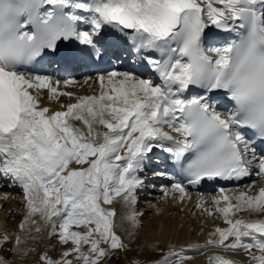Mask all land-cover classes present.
I'll return each mask as SVG.
<instances>
[{
  "label": "snow or ice",
  "instance_id": "snow-or-ice-1",
  "mask_svg": "<svg viewBox=\"0 0 264 264\" xmlns=\"http://www.w3.org/2000/svg\"><path fill=\"white\" fill-rule=\"evenodd\" d=\"M209 25L234 38L205 48ZM73 43L65 66L114 56L155 77L101 68L85 77L99 83V95L50 110L40 105L42 90L49 100L71 98L60 86L76 81L47 74L45 62L61 63L62 46ZM157 149L181 177L161 189L165 196L183 200L205 180L264 178V0H0V179L22 188L27 205L21 232L0 234V249L10 244L26 258L36 248L24 246L25 236L37 240L31 233L47 229L49 239L71 244L59 258L39 254L41 264H101L128 250L112 205L119 198L124 219L138 226L140 173ZM219 191L211 203L228 227H217L204 247L264 264V186ZM196 207L212 214L202 196ZM242 212L255 218H234ZM184 260L169 250L156 264ZM0 264L10 262L0 256Z\"/></svg>",
  "mask_w": 264,
  "mask_h": 264
},
{
  "label": "bare ground",
  "instance_id": "bare-ground-1",
  "mask_svg": "<svg viewBox=\"0 0 264 264\" xmlns=\"http://www.w3.org/2000/svg\"><path fill=\"white\" fill-rule=\"evenodd\" d=\"M232 39L234 38V34L230 35L227 33L222 32L219 29H216L214 26L209 25V27L205 30V37H204V47L205 48H209V47H215V46H221L225 39ZM46 69V67H45ZM47 70V69H46ZM117 71H125L123 69H115ZM127 70V69H126ZM56 73H60L59 69L56 70ZM132 71H136L138 74L140 73H147V75L145 77H155V74L150 72L144 65L142 64H134V66L132 67ZM47 74L53 75L54 77H57V74H54V72H47ZM68 77H65V79H67ZM158 82V81H157ZM85 80H81V81H76V83L74 85H68V86H64L61 85L60 86V90L61 91H71L73 93H75V96L69 98L67 96H61L59 98L58 101L56 100H49L48 99V90L44 89L41 92V96H40V105L41 106H46L48 107L50 110H54V111H59V110H63L61 108V104L66 105L68 103H75L76 102V97L78 96H90V95H99L100 92V85L99 83H93V81L89 80L87 83H85ZM33 91V94H35V90H31ZM189 95H192V93H189ZM73 124H75L77 127H84V125L82 124V122L80 121H71ZM98 128V130L100 131H104L106 129L103 128V126H96ZM167 130V129H166ZM86 131V128H85ZM157 159H154V161H156ZM149 168H145L144 170H148ZM151 172V170H149ZM146 173V172H144ZM149 174V172L147 173ZM157 173L155 172H151V177L156 176ZM162 176H159V178H161ZM154 179V178H153ZM162 179V178H161ZM165 179L163 178V181ZM154 181V180H152ZM159 182H161V180H157ZM252 181L256 182V188L258 190V188L260 186H264V181L261 179H258L255 175H252L250 180L246 183H244L241 186H233V187H227V188H223L225 189L224 195H228V196H232L234 191H242V190H247V185L252 183ZM0 184H2V190H0V229L3 228L4 230H6L7 232H9L10 234H18L20 233V228L19 225L21 223V221L24 219V216L27 214V205H26V201L24 199V194H23V190L21 188V192L18 191H14V194H11L10 191L5 189V183L1 182L0 180ZM151 182V184H146L145 187L147 188H155V190L157 192H161L163 187H167V188H171L170 185H167L166 183L164 185H162V183L158 186L160 187H156L155 184H153ZM157 192H151V191H147L145 193L142 194H138V204H142L143 202H145L146 204L149 203L151 204V207H155L154 209H156L155 212H153L152 215H147L144 214L145 212L143 211V208L140 206L137 207V204L134 205L133 207L136 209V211L140 214L138 215L137 219L139 221V223L141 224V216H147L150 217L149 219H147L148 221H146V223L144 224V227L141 229L140 231V235H138L137 233L135 235H133L132 237H129L128 233L131 232H135V228H131L130 224L128 221H126L124 218L121 220L120 225L121 228L124 230V238L125 240L128 241V244H130L132 247L131 249L127 252L128 255H133L136 256L134 257V259L136 258H145L147 256V252H150L151 249H154L152 247H155L156 249L160 248L163 249L164 247L167 246H180V247H184L187 246L189 247V251H192L194 249L195 246L199 247L200 249H203L207 254H211L214 256H224V257H228L230 255H234L237 257H241L243 255V252H228V251H224L222 248H217V247H212V246H207L204 247L206 245V242L208 241V239H210V233H213L215 231V229L217 227L219 228H223L224 225H227V223L224 221L222 214L218 213L215 211V206L211 203V198L213 196H217V195H221L220 191L218 193L215 194H211V193H199V192H188L185 195V198L183 200L179 199V193H175L174 195L170 194L167 195V199L169 198L170 201H175V206L177 207H184L186 209L182 210V212H178V213H174V214H170V210L171 207L173 205V203H166V196L162 195L161 197V202L157 203L156 199L158 195ZM204 198V208H211L212 214L209 215L206 211H200L201 208L196 207L200 197ZM11 197H16L18 200H20L21 203V217L22 220H20L18 222V226L17 227H13V228H8L5 227L4 224L7 225V222H5L4 216L6 214L5 209L3 208V204H4V199L5 198H11ZM190 197V198H189ZM23 199V201H22ZM150 199H154V200H150ZM10 201V200H9ZM14 203V202H13ZM221 203H223V201H221ZM233 203H235V201L233 200ZM19 204V203H18ZM150 205H148L149 207ZM222 206V205H221ZM7 207V206H6ZM5 207V208H6ZM137 207V208H136ZM194 210L191 212V209ZM7 209V208H6ZM189 210L191 212V214L189 213ZM203 210V209H202ZM143 212V213H142ZM239 216H244L245 218H252L254 219L255 217H249L247 212H242V213H237L236 217L237 218ZM37 220H39V216L35 217ZM145 220V219H144ZM139 225V224H138ZM29 228L32 227V225H28ZM43 227V226H42ZM73 228H76L75 226H73ZM76 230V229H73ZM135 230V231H134ZM35 235H38L40 237V242L45 241L46 239V243H54L57 244L58 242L55 239H49V237L47 236V229L43 230L41 233L37 234L35 232H33ZM231 240V238H229ZM192 246V247H190ZM11 245H5L4 248L0 249V254L4 255L5 257H11V256H16V257H20L18 255H16L13 252H10L8 249H10ZM5 248H6V252H5ZM146 250V251H145ZM185 251V250H184ZM6 253L10 254V256H8ZM43 252H39V254H41ZM149 254V253H148ZM129 257V256H128ZM149 258L148 261H151V257H147ZM145 258V259H147ZM25 260L27 261L25 264H36V259H32V255L28 256L27 258H25ZM145 261V260H144ZM146 264V263H143Z\"/></svg>",
  "mask_w": 264,
  "mask_h": 264
},
{
  "label": "rangeland",
  "instance_id": "rangeland-1",
  "mask_svg": "<svg viewBox=\"0 0 264 264\" xmlns=\"http://www.w3.org/2000/svg\"><path fill=\"white\" fill-rule=\"evenodd\" d=\"M85 84V83H84ZM6 182V181H5ZM5 182H3V183H5ZM151 184V183H150ZM153 185V184H152ZM154 186V185H153ZM156 187H160V186H158V185H155ZM2 187V186H1ZM0 187V190H2V188ZM147 191H151V192H157L156 190H155V188H149ZM146 191V192H147ZM145 193V192H144ZM11 194H14V192H11ZM157 195H158V197L157 198H159V199H156L157 201V203H160L161 202V197H162V195H163V192L161 191V192H157ZM10 200V201H9ZM150 200H154V199H150ZM166 203L168 204V201H169V203H173V205H172V207H171V210H170V214H174L175 212L176 213H178V212H182V210H184V209H186L185 207H184V209H183V207H177L176 208V206H175V201H170V199L168 198L167 199V196H166ZM14 202V203H13ZM19 203V204H18ZM141 205V207L143 208V211L145 212L144 214H147V215H152L153 214V212H155L156 211V209H154L155 207H151V204H149V203H145V202H143L142 204H138L137 203V207L138 206H140ZM148 205H150L149 207H148ZM7 206V207H6ZM19 206H21V203H20V200H18L16 197H11V198H5L4 199V204H3V208L5 209V211H6V214H5V216H4V219H5V222H7V225L6 224H4L5 225V227H7V229L8 228H15V227H17L18 226V222L20 221V220H22V217H21V209H19V208H21V207H19ZM7 209H6V208ZM136 207V208H137ZM194 210V208L193 209H191V212ZM200 211H202V213H203V211L204 210H202V208H201V210ZM0 212H1V210H0ZM191 212H190V210H189V213L191 214ZM143 213V212H142ZM149 215V216H150ZM141 218V224L139 223V225L135 228V232H134V235L137 233L138 235H140V231H141V229L144 227V224L146 223V221H148L147 219H149L150 217H145V216H141L140 217ZM145 219V220H144ZM152 248H154V247H152ZM158 249H160V248H158ZM7 250H6V248H5V252H6ZM146 251V250H145ZM154 252H155V250L154 249H151V251L150 252H147V256L145 257V258H147L148 256L149 257H154ZM167 252V251H166ZM165 252V253H166ZM149 253V254H148ZM8 256H10V254H8V253H6ZM144 263H146V264H152V261H148V260H146L145 259V261H144Z\"/></svg>",
  "mask_w": 264,
  "mask_h": 264
}]
</instances>
